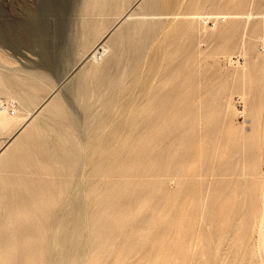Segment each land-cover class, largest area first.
I'll return each mask as SVG.
<instances>
[{
  "label": "bare ground",
  "instance_id": "6f19581e",
  "mask_svg": "<svg viewBox=\"0 0 264 264\" xmlns=\"http://www.w3.org/2000/svg\"><path fill=\"white\" fill-rule=\"evenodd\" d=\"M186 1L76 0L56 87L47 36L57 28L44 13L60 15L65 0L27 4L24 15L0 3V99L18 103L14 114L0 110V264L119 262L125 223L116 204L127 212L124 195L137 189L116 185V169L126 174L124 162L139 157L147 135L177 129V69L154 84L169 56L154 39L161 23L134 17L174 15ZM24 42L38 44V63L18 57ZM263 228L264 215L262 238Z\"/></svg>",
  "mask_w": 264,
  "mask_h": 264
},
{
  "label": "rangeland",
  "instance_id": "374dc122",
  "mask_svg": "<svg viewBox=\"0 0 264 264\" xmlns=\"http://www.w3.org/2000/svg\"><path fill=\"white\" fill-rule=\"evenodd\" d=\"M75 1L65 0L60 15L44 13L57 28L47 36L57 62L54 87L67 70ZM42 2L5 3L24 15L27 4ZM173 12L134 17L161 23L154 39L172 57L154 84L177 69V129L147 135L139 157L124 162L126 174L116 169V185L137 191L124 195L127 212L116 204L125 234L112 264H264L257 253L264 247V18L257 17L264 0H187ZM40 52L24 42L18 57L34 65ZM121 131L118 138L127 136Z\"/></svg>",
  "mask_w": 264,
  "mask_h": 264
},
{
  "label": "built area",
  "instance_id": "2783aa9c",
  "mask_svg": "<svg viewBox=\"0 0 264 264\" xmlns=\"http://www.w3.org/2000/svg\"><path fill=\"white\" fill-rule=\"evenodd\" d=\"M261 47L262 49H264V34L262 35V38H261ZM16 108H17L16 103L0 99V110L11 111V113L14 114L16 111Z\"/></svg>",
  "mask_w": 264,
  "mask_h": 264
}]
</instances>
